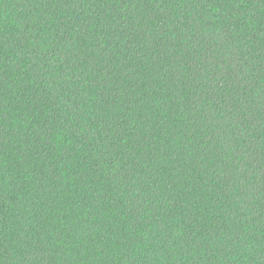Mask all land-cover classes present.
<instances>
[{
	"label": "trees",
	"instance_id": "1",
	"mask_svg": "<svg viewBox=\"0 0 264 264\" xmlns=\"http://www.w3.org/2000/svg\"><path fill=\"white\" fill-rule=\"evenodd\" d=\"M0 264H264V0H0Z\"/></svg>",
	"mask_w": 264,
	"mask_h": 264
}]
</instances>
